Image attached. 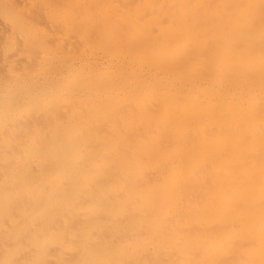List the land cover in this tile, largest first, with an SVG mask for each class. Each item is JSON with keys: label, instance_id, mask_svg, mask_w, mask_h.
I'll list each match as a JSON object with an SVG mask.
<instances>
[{"label": "bare ground", "instance_id": "1", "mask_svg": "<svg viewBox=\"0 0 264 264\" xmlns=\"http://www.w3.org/2000/svg\"><path fill=\"white\" fill-rule=\"evenodd\" d=\"M0 264H264V0H0Z\"/></svg>", "mask_w": 264, "mask_h": 264}]
</instances>
